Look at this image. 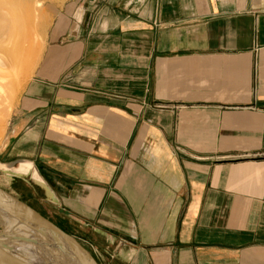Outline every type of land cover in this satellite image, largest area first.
Segmentation results:
<instances>
[{
	"label": "crops",
	"instance_id": "1",
	"mask_svg": "<svg viewBox=\"0 0 264 264\" xmlns=\"http://www.w3.org/2000/svg\"><path fill=\"white\" fill-rule=\"evenodd\" d=\"M65 14L0 154L106 264H264V0Z\"/></svg>",
	"mask_w": 264,
	"mask_h": 264
},
{
	"label": "bare ground",
	"instance_id": "2",
	"mask_svg": "<svg viewBox=\"0 0 264 264\" xmlns=\"http://www.w3.org/2000/svg\"><path fill=\"white\" fill-rule=\"evenodd\" d=\"M36 3L37 0H0V96L4 100H10L17 91V78L11 79L10 71L26 70L37 55L39 42L34 39V35L37 33L35 26L39 18L35 14ZM31 170L32 166L22 165L14 171L27 176ZM33 177L42 181L37 173ZM0 220L5 222L9 231L4 235L8 236L10 231L20 228V231L30 236L25 237L26 241L35 240L38 243L35 248H27L26 255L19 256L9 246L18 242L23 235L18 238L20 234H16L5 241L0 236V247L9 248L19 264H85L84 258L73 252L63 238L51 230L43 229L33 219L15 218L0 204ZM15 238L18 240L13 241Z\"/></svg>",
	"mask_w": 264,
	"mask_h": 264
},
{
	"label": "rangeland",
	"instance_id": "3",
	"mask_svg": "<svg viewBox=\"0 0 264 264\" xmlns=\"http://www.w3.org/2000/svg\"><path fill=\"white\" fill-rule=\"evenodd\" d=\"M75 1L76 0H37V3L35 4V14L38 16L39 21L37 19V25L35 26L37 33L34 35V39L39 42L37 55L31 66L26 70L10 71L12 72V74H10L12 76L11 79L16 80L17 78L18 81L17 91L14 96L10 100H4L3 96H0V151L2 148L1 146L9 135L14 114L18 104L20 103L21 97L23 96L25 88L42 61L43 54L48 45L49 33L57 19H63L66 17L65 12H67V10L71 7H74ZM60 22L61 20L58 21L57 24L59 25ZM73 28H75V26ZM14 75H16V77ZM13 160V156L0 154V164L10 163L13 162ZM0 190L27 204L42 217L65 231L91 254L97 264L107 263L105 257H102V253H99L100 249H95L86 242L77 239V236L79 235L72 226L68 225L65 218H63L64 216L59 212L58 205L53 202L48 191L39 182L34 181L31 176H24L15 173L14 170H7L1 167ZM20 230V228H17V230L10 231L8 236L4 235L9 231H7V225L5 222L0 220V236L4 241L6 238V240H8L9 238H13V236H17L16 234H20L18 235V238L23 235V237L19 238V240L18 238H15V240L13 239V241L18 240V242L12 243L10 246L8 245L15 254L23 256L27 254V248H35L38 243L35 240H32V242L26 241L25 237H30L28 236L29 234L26 235Z\"/></svg>",
	"mask_w": 264,
	"mask_h": 264
},
{
	"label": "water",
	"instance_id": "4",
	"mask_svg": "<svg viewBox=\"0 0 264 264\" xmlns=\"http://www.w3.org/2000/svg\"><path fill=\"white\" fill-rule=\"evenodd\" d=\"M0 165H2V167L7 170H15L22 165L32 166L31 163L22 160ZM0 202L1 206L5 207L8 212H11V215L13 217L19 218L21 220L33 219L34 222L39 224V226L43 229L51 230L59 235V237L63 238L67 242V244H69L73 252L75 251L79 256L84 258L85 264H97L91 254L80 243H78L74 238L68 235L61 228L42 217L27 204L2 190H0ZM61 212L65 213L64 211ZM9 251V248L7 249L5 247H0V256L2 255L3 257H0V264H19L16 259L17 257L12 255V253H10Z\"/></svg>",
	"mask_w": 264,
	"mask_h": 264
}]
</instances>
